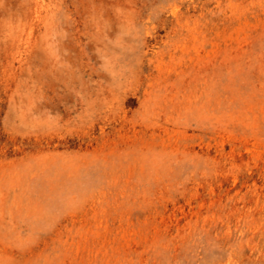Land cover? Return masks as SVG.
Instances as JSON below:
<instances>
[{
	"label": "rangeland",
	"instance_id": "rangeland-1",
	"mask_svg": "<svg viewBox=\"0 0 264 264\" xmlns=\"http://www.w3.org/2000/svg\"><path fill=\"white\" fill-rule=\"evenodd\" d=\"M0 264H264V0H0Z\"/></svg>",
	"mask_w": 264,
	"mask_h": 264
}]
</instances>
